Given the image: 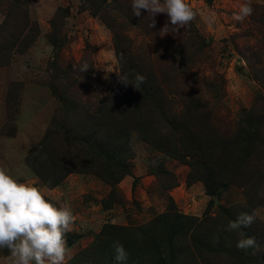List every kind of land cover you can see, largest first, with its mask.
<instances>
[{
    "label": "rangeland",
    "instance_id": "obj_1",
    "mask_svg": "<svg viewBox=\"0 0 264 264\" xmlns=\"http://www.w3.org/2000/svg\"><path fill=\"white\" fill-rule=\"evenodd\" d=\"M105 1L106 10L93 15L82 9V0H0V27L18 6L20 37L35 26L39 29L19 48L23 51L13 47L0 57V167L39 187L57 206L64 202L70 206L75 220L68 233L74 237L67 242L66 263L77 258L75 264H96L82 253L93 249L107 224L144 227L171 211L200 219L206 213L217 216L219 206L233 213L248 209L264 229V154L252 147L258 137L264 140V0H251L253 14L242 22L234 14L245 0H185L195 18L179 31L167 33L160 31L166 14H158L150 28L146 10L135 16L130 0ZM10 35L2 42H12ZM116 47L139 68V74L154 79L170 117L191 104L186 122L209 132L205 149L212 166L238 151L244 137L251 136L250 158L256 161L254 166L258 163L256 171L245 173L247 178L239 176L242 184L250 179L249 187L228 184L220 197L209 196L200 180L201 167L192 168L186 163L190 157L180 159L169 152L175 136L164 120L155 123L159 129L154 145L134 131L121 138L132 154L131 173L115 187L87 170L95 159L88 154L68 159L76 171L59 186L42 183L26 157L58 118L64 105L60 98L74 101L94 116L101 99L124 89ZM85 62L89 70L82 73L79 67ZM106 140L113 141L110 136ZM261 239L264 244V236ZM5 255L7 250H0V259Z\"/></svg>",
    "mask_w": 264,
    "mask_h": 264
},
{
    "label": "trees",
    "instance_id": "obj_2",
    "mask_svg": "<svg viewBox=\"0 0 264 264\" xmlns=\"http://www.w3.org/2000/svg\"><path fill=\"white\" fill-rule=\"evenodd\" d=\"M105 3V0H100L97 4L82 0V9L98 15L102 12L101 9L106 10L103 5ZM19 12V7L14 6L8 19L0 27V42L12 33V42L0 44V57H6L8 49H19L30 36L33 40L39 33L35 26L28 30L24 38L20 37L21 25L17 23L18 18H21ZM13 28L15 32H12ZM116 50L123 75H127L135 86L139 68L119 48L116 47ZM20 51L23 49H19ZM4 63L8 64L7 61ZM139 75L144 77L143 83L135 88L124 85L122 91L109 93L101 99L102 105L94 111V116L90 114V110L76 105L74 101L68 102L64 96L60 98L64 105L58 118L52 122L40 144L26 157L27 165L42 183L49 188L59 186L70 173L76 171L68 159L76 160L88 154L89 158L96 160L91 162L93 165H87V170L115 187L131 173L128 160L132 154L121 138L128 137L134 131L143 140L154 145L159 129L155 123L157 120H164L175 136V143L168 145L171 147L169 152L180 159L190 157L193 161L190 159L186 163L192 168L201 167L200 180L204 182L209 196L220 197L221 190L228 184L241 189L249 187L250 179L242 184L239 176L256 171L254 168L258 163L253 165L256 161L250 158V152L254 147L264 154V140L258 137L260 141L251 147V136H245L237 146L238 151L221 157L220 163L212 166L209 162L211 154L205 149V144L210 140L209 132L198 131L186 122L190 118L191 104L188 102L180 114L175 113L170 117L163 102L164 96L154 79L149 75ZM12 102L9 98V107ZM195 111L199 116V110ZM109 136L113 141L106 140ZM260 161L262 160L257 162ZM237 212L241 213L238 210L233 213L219 206L215 217L206 213L199 219L171 211L159 215L144 227L127 228L107 224L96 239L93 249L88 253L83 252L82 257L92 259L90 261L94 260L96 264H116L113 245L119 242L127 253V260L123 264H264V244L261 239L264 229L257 219L251 226L236 231L227 230L229 221L236 219ZM245 212L252 213L248 209ZM72 237L74 235L66 234L68 243H71ZM246 237H254L258 247L238 249L237 241ZM76 261L77 258H73L66 264H75Z\"/></svg>",
    "mask_w": 264,
    "mask_h": 264
},
{
    "label": "clouds",
    "instance_id": "obj_3",
    "mask_svg": "<svg viewBox=\"0 0 264 264\" xmlns=\"http://www.w3.org/2000/svg\"><path fill=\"white\" fill-rule=\"evenodd\" d=\"M135 16L146 10L149 27L156 25V16L166 14L162 32H177L188 25L196 13L185 0H130ZM234 19L243 21L253 14L251 0L238 6ZM89 70L85 62L79 67L84 73ZM125 86L131 84L127 75L118 76ZM136 85L143 83L144 77L137 74ZM255 213L241 212L230 220L228 231H236L251 226ZM75 217L70 206L64 202L57 206L45 197L44 192L27 180H21L7 169L0 167V250L7 255L0 264H66L70 251L66 234L72 230ZM236 247L240 250L258 247L254 237L239 239ZM114 260L123 264L127 253L119 242L114 243Z\"/></svg>",
    "mask_w": 264,
    "mask_h": 264
}]
</instances>
